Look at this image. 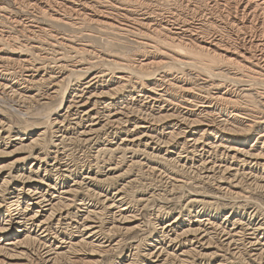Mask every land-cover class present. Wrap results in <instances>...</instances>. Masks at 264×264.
Wrapping results in <instances>:
<instances>
[{
    "label": "bare ground",
    "instance_id": "obj_1",
    "mask_svg": "<svg viewBox=\"0 0 264 264\" xmlns=\"http://www.w3.org/2000/svg\"><path fill=\"white\" fill-rule=\"evenodd\" d=\"M7 1V7L0 3V14L16 23L18 35L0 34V95L16 98L18 105L30 100L43 107L60 89L63 93L55 117L33 119L28 134L0 118V149L24 152L26 140L38 133L5 176L0 170V253L15 252L0 259L3 264H78L80 258L93 264L113 248V233L142 226L126 192L142 173L113 190L102 188L127 171L116 175L118 163L101 166L107 152L169 181L174 179L167 172L170 165L195 170L204 182L229 187L236 196L238 189L264 196V0H201L204 7L177 0L180 26L164 17L166 9L155 1ZM6 40L14 47L11 52L2 49ZM172 61L183 67L174 68ZM48 133L49 142L41 147L38 142ZM75 144L95 151L83 175L70 162ZM173 181L181 184L175 188L186 184ZM154 193L135 201L149 205ZM211 203L190 198L187 215L161 222L138 264H206L208 256L221 257L215 264H234L236 258L264 264L260 208L233 209L219 222L218 213L206 210ZM168 204L159 209L171 212ZM128 221L137 224L127 227ZM213 242L219 248L210 252ZM135 245L128 254L120 253L119 263H136ZM30 248L39 253L26 260ZM68 254L74 257L62 262Z\"/></svg>",
    "mask_w": 264,
    "mask_h": 264
},
{
    "label": "rangeland",
    "instance_id": "obj_2",
    "mask_svg": "<svg viewBox=\"0 0 264 264\" xmlns=\"http://www.w3.org/2000/svg\"><path fill=\"white\" fill-rule=\"evenodd\" d=\"M3 0H0V3L2 2ZM140 2H141V0H139ZM155 1V2H154ZM158 1V2H157ZM176 1V2H175ZM199 5H201L202 4V6L204 5V3L203 2H200L201 0H195ZM4 2H8L7 0H5V1H3L2 2V4L4 3ZM142 2H143V4H144V2H148V3H152V2H154V4H158V6L157 7H162V9H166V11L164 10V17H166L167 19L169 18V19H171V20H175L174 22H176V23H178L179 25H177V26H180V25H182V22L181 21H177V20H179V18H182L181 16H179V13L181 12L180 10H177V9H180V7L178 6V3H177V0H153V1H151V0H142ZM157 2V3H156ZM159 2H160V4L162 5H160L159 4ZM168 2V3H167ZM163 3H164V5H165V7H164V5H163ZM6 4V5H5ZM141 4V3H140ZM4 6H6L7 7V5H8V3H4L3 4ZM145 5V4H144ZM175 5H177V6H175ZM205 6V5H204ZM203 6V7H204ZM173 7V8H172ZM179 7V8H178ZM136 8L138 9V13L140 14V7H139V4H137L136 5ZM169 9V11H168V9ZM173 11H174V13H173ZM175 12L177 13V14H175ZM169 13V14H168ZM186 13V12H185ZM166 14H168V15H166ZM171 15H173V16H171ZM176 15V16H175ZM2 15L0 14V24H2L1 26H0V34L2 33V32H4V30L6 31H8L9 33H11L10 35H12L13 37H17V35H18V33H17V31H16V28H15V26L13 27V25H15L16 23H14V22H12V21H10L9 19L7 20V17L5 18V16H2L3 17V19H2V17H1ZM171 18H170V17ZM179 16V17H178ZM175 17V18H174ZM176 17H178V19H176ZM5 19H6V21H5ZM5 21V22H4ZM7 21H9V22H7ZM11 23H13V24H11ZM4 25V26H3ZM9 26L8 28L6 27V26ZM209 28V29H208ZM10 29V30H9ZM12 29V30H11ZM57 29H60L59 31H63L62 33H66L65 31H67V33H71L70 32V30H68V29H65V30H63V28H62V30H61V28H57ZM207 29L208 30H211V28L210 27H208L207 26ZM6 31V32H7ZM69 31V32H68ZM15 32V33H14ZM86 33V32H85ZM20 38V40L19 41H23V37H19ZM94 38V42H100L99 40H98V37H93ZM95 38H96V40H95ZM13 39H15V38H13ZM22 39V40H21ZM99 39H101V38H99ZM80 40V39H79ZM79 40H77L78 41V43H80V44H82V42L83 43H85L86 42V40H80L81 42H79ZM4 43H2V49H5L6 51H8V52H11L10 50H14L13 48L14 47H12L11 46V44H8V42H7V40L6 41H3ZM6 44H8V45H6ZM6 45V47H4ZM97 46H99V44H97ZM110 50V49H109ZM181 50V49H180ZM183 51H188V50H186V49H184ZM196 57H198V55H196ZM199 57H201L200 55H199ZM199 57H198V60H201V59H199ZM201 58H204L203 56L201 57ZM174 63V64H173ZM172 65L171 66H174V68H181V64L179 63V62H173L172 61V63H171ZM180 64V65H179ZM183 67V66H182ZM45 90V89H44ZM60 92H62L63 93V89H60ZM62 93H59L60 94V96H59V94H58V96H59V99H58V96L57 97H54V98H52V100L50 101V103H47L48 104V106H47V104L46 105H43V107H41L40 105H38L39 103L38 102H34V101H30V100H27V101H24L25 103H19L20 105H18V104H16V102H15V99L16 98H13L12 100H11V98L9 99L8 97H5V96H3L2 94L0 95V96H2V98L0 97V118L1 119H3L4 121H6L7 123L9 122L10 124H12V126L13 127H15L14 128V131H19L20 133H27L28 131H29V125H30V123L31 122H34V120L33 119H36V121L38 120V118H39V120L38 121H43V122H45L46 120H45V117L46 116H51L52 118H54L55 116H54V112L55 111H53V110H57L58 109V107L57 106H59V104H60V98H61V95H62ZM25 97V96H24ZM18 105V106H17ZM24 105V106H23ZM20 106V107H19ZM45 106V107H44ZM56 106V107H55ZM41 107V108H40ZM17 108V109H16ZM22 110H21V109ZM39 108V109H38ZM20 109V111H18ZM49 109V110H48ZM50 109H51V112H49L50 111ZM23 113V114H22ZM46 113V114H45ZM47 113L48 114H50L51 113V115H47ZM26 115V116H25ZM32 115V116H31ZM32 117H34V118H32ZM5 118V119H4ZM42 119V120H41ZM44 119V120H43ZM26 127V128H25ZM14 133V132H13ZM28 134V133H27ZM26 136V135H25ZM46 138H44L43 139V141H45V142H43V141H39L38 143H39V145H41V147H43V146H47V143L49 142V139H50V136H51V134L50 133H48V134H46ZM36 137H38V133H36V135H33L31 138H29V139H27L26 140V143L24 144V148L22 149V150H25L24 152H27V151H29L30 150V148L33 146V144H31L30 142L33 140V139H35ZM105 140H107V139H104L103 140V142L104 143H107ZM41 142V143H40ZM36 143V142H35ZM26 144H28L27 146H25ZM75 146H77L76 144L75 145H73L72 147H75ZM103 146V145H102ZM19 147V146H18ZM77 148V149H76ZM80 148V149H79ZM79 149V150H78ZM82 149V150H81ZM77 150V151H76ZM88 149H85L84 150V148H81V147H75L74 148V150H72L71 152H70V162L73 164V166H74V168L76 169V171L79 173V174H81V175H83L84 173H86V171L85 170H87L88 169V167H89V165L91 164V163H94V149H93V151H92V149H89L88 151H87ZM24 152H22L21 150H20V147H19V149H16L15 147H12V148H9V149H0V170H1V172H3L2 174V176H5L9 171H10V169L12 168V166L13 165H15L14 163L19 159V158H21V157H23L25 154H24ZM86 152V153H85ZM92 152V153H91ZM75 153V154H74ZM110 152H107V153H105V155H103L102 157H101V161L103 162H101V166H107V167H109L111 164H113V165H116V163H118V164H120V169L118 170H116L117 172H116V175L117 174H119V173H121V172H123L124 170H127L126 172H125V175H123L122 177H125V178H117V181H110L108 184L107 183H105V184H103V185H101L102 186V188H104V189H110V190H113L114 188H116L117 186H119V184L120 183H122L123 182V180L124 179H126L128 176H131L132 174H136V173H139V174H141L142 173V175H140V179L138 180V181H136L132 186H129V187H131L132 189H133V191H131L132 189L131 188H127L126 189V192H128L127 194H128V197L129 198H131V199H134V204H133V209L134 210H136V212L138 213V215H140V216H138V217H140L139 219H138V222H140L141 223V227L137 230H134V229H132L133 231H135V233L134 232H132V230L131 229H129L128 228V230H117L116 232H118V233H113V234H115L114 236L113 235H111V238H113L112 240H113V248H111V250L108 252V253H105V256L103 257L102 256V258H96V259H99V261H96L95 263L93 262V264H121V263H119L118 261L119 260H121L122 261V259H120V257H119V255H120V253L122 254V255H124V254H128V248L130 247V245L132 244H137V248H135V251H136V249H138L136 252V255H135V260L137 259V260H139L140 262H141V259H142V257H143V252L142 251H144V248L147 246V243L150 241V239L151 238H153L154 236H157V234L159 233V225H161L160 223L162 222H168V221H170V220H172L174 217H176V216H179L180 215V213H182V214H184V215H187L190 211H189V208H188V206H189V204L188 205H186L187 203H188V201H189V199L190 198H193V197H196V196H198V197H204V198H206V200H211V204H210V206H209V208H206V210H209V211H212L213 213H218L219 215H218V219H219V222H222L223 221V219H224V217L227 215V214H230V212H232V210L233 209H236V210H238V211H243V210H248L249 211V209H251L252 208V206H254V207H259L260 208V216H262L263 215V217H264V196H263V194H261V192L260 191H258V190H252V191H243L242 189H238L239 190V195L238 196H236L234 193H232L231 192V189H229V187H227V189H223L222 187H218L217 186V184H214V183H216L215 181H212V180H210V182L209 181H207L206 182V180H205V182H204V180L201 178L200 179V177H197V174H196V172H195V170H192V171H190V170H180V168H178V170H177V167L176 166H168V167H166L167 168V172H168V175H170V176H172L175 180H184L185 182H186V184H184L183 186H181V187H177V188H175V183L176 184H178V185H181L178 181L177 182H175V181H173V180H171V181H169V179H167L166 177H161V175L159 174V173H146V172H144V170L146 169L145 167H144V165H140V164H136V165H134V166H129V164L130 163H128L127 161H128V159L125 157V158H123L122 157V159L120 158L119 159V157L117 156V155H113V154H109ZM141 155L139 156V158H136L137 160L138 159H142V157H143V154L142 153H140ZM109 155V156H108ZM112 155V156H111ZM130 155V154H129ZM128 155V156H129ZM41 156H44L43 154H41ZM89 156H90V158H89ZM111 156V157H110ZM108 157V158H107ZM114 158V159H113ZM90 159V160H89ZM119 159V160H118ZM117 160V161H116ZM123 160V161H122ZM152 160V162L153 163H156L157 161L155 160L154 161V159H151ZM48 161L49 162H52L51 161V159H48ZM86 161V162H85ZM87 161H89V162H87ZM108 163H107V162ZM121 162V163H120ZM124 162V163H123ZM127 163H128V165H127ZM31 164H32V160L31 159H29L28 160V162L25 164V166L28 168V167H30L31 166ZM82 164V165H81ZM85 164V165H84ZM103 164V165H102ZM137 165H140V166H137ZM129 166V167H128ZM137 166V167H136ZM131 167V168H130ZM85 168V169H84ZM127 168H129V169H127ZM133 168H134V170H133ZM140 168V169H139ZM144 168V169H143ZM172 170H171V169ZM95 169H96V167H95ZM142 169V170H141ZM174 169V170H173ZM129 170H131L130 172H128ZM133 170V171H132ZM140 170L142 171V172H140ZM171 170V171H170ZM176 170H177V173H176ZM179 170H180V172H179ZM173 171V172H172ZM182 171V172H181ZM184 171H186V172H184ZM194 174H193V173ZM83 173V174H82ZM144 173V174H143ZM146 173V174H145ZM191 173V174H190ZM151 174H155V175H151ZM196 174V175H195ZM148 175V176H147ZM151 176L153 177L151 180H150V178H151ZM142 177V178H141ZM145 177V178H144ZM159 178V179H158ZM193 178H195V179H193ZM196 178H198L199 179V181H198V179H196ZM147 179H149V180H147ZM162 180V181H161ZM196 180V181H195ZM140 181V182H139ZM151 181V182H150ZM165 181V182H164ZM2 182V181H1ZM1 182H0V185H1ZM113 182V183H112ZM117 182V183H116ZM118 182H120V183H118ZM139 182V183H138ZM161 182V184H159ZM200 182V183H199ZM202 182V183H201ZM204 182V183H203ZM146 183V184H145ZM158 183V184H157ZM170 183V184H169ZM174 183V184H173ZM17 184L18 185H21V183L18 181L17 182ZM112 184H114V185H112ZM143 184H145V185H143ZM156 184V185H155ZM173 184V185H172ZM135 185V186H134ZM148 185V186H147ZM216 185V186H215ZM115 186V187H114ZM143 186V187H142ZM146 186V187H145ZM156 186V187H155ZM226 186V184H223V187H225ZM137 188V190H135L136 188ZM158 187V188H157ZM174 189H173V188ZM146 188V189H145ZM157 188V189H156ZM139 189V190H138ZM141 189V190H140ZM142 189H144V190H142ZM149 189V190H148ZM162 189V190H161ZM171 189V190H170ZM229 189V190H228ZM128 190V191H127ZM134 190L136 191V192H134ZM228 190V191H227ZM137 191H140V192H137ZM152 191V192H151ZM161 191V192H160ZM167 191H169V192H167ZM258 191V192H257ZM154 193V194H156V197L153 199V200H151L150 202H149V205L147 204L146 206L144 205V203L143 204H141V202H137V201H135V200H137V198L138 197H140L141 195H146V194H148V193ZM161 193V194H160ZM167 193H170V195L168 194L167 195ZM260 193V194H259ZM133 194V195H132ZM135 194V195H134ZM225 194V195H224ZM234 194V195H233ZM132 195V196H131ZM166 195V196H165ZM206 195V196H205ZM210 195V196H209ZM92 196H94V198L96 199V200H98L97 199V196L96 195H92ZM96 196V197H95ZM133 196H135V197H133ZM174 196H175V198H174ZM207 196H209V197H207ZM216 196V198H214ZM222 196V197H221ZM246 196H249V198H250V196H251V198L249 199H245V197ZM171 198L170 200H169V198ZM241 197V198H240ZM95 199H94V201H95ZM175 201H174V200ZM239 199V200H238ZM241 199V200H240ZM169 200V201H168ZM173 200V201H172ZM213 200V201H212ZM229 200H231V201H229ZM243 200H246L247 202H244ZM163 201H165L164 203H163ZM168 201V202H167ZM229 201V202H228ZM234 201V202H233ZM249 201H250V203H249ZM242 204H241V203ZM252 202V203H251ZM253 202H254V204H253ZM137 203V204H136ZM166 203H172V204H168V205H171V208H172V206H173V208L171 209V212H168L169 210H160L159 209V207L162 205L163 206V204L165 205ZM174 203V204H173ZM186 203V204H185ZM245 203H247V204H245ZM230 204V205H229ZM245 204V205H244ZM258 204V205H257ZM135 205V206H134ZM137 205V206H136ZM142 205H144L145 207H142ZM175 205H177V206H175ZM212 205V206H211ZM218 205V206H217ZM225 205V206H224ZM249 205V206H248ZM256 205V206H255ZM260 205V206H259ZM220 206V207H219ZM245 206H247V207H245ZM262 206V207H261ZM101 207H103V205H101ZM139 207V208H138ZM144 209H142V208ZM218 207V208H217ZM226 207V208H225ZM228 207V208H227ZM135 208H137V209H135ZM178 208V209H177ZM217 208V209H216ZM231 208V209H230ZM2 209H5V207H3ZM74 209V208H73ZM140 209V210H139ZM157 211H156V210ZM173 209H175V210H173ZM158 210H159V212H158ZM173 210V211H172ZM177 210V211H176ZM104 211H106L107 212V210H104ZM139 211V212H138ZM164 211H165V213H164ZM180 211V212H179ZM141 212V213H140ZM245 212V211H244ZM108 213V212H107ZM140 213V214H139ZM262 213V214H261ZM158 214V215H157ZM166 214V215H165ZM221 216V217H220ZM143 217V218H142ZM156 218V219H155ZM163 218V219H162ZM144 220V222H142ZM143 223V224H142ZM137 223H135L134 221H128L127 223H126V226L127 227H129V226H135ZM153 226V227H152ZM103 227H104V231H105V229H107L108 230V223H106V224H103ZM142 228V229H141ZM129 230H131V231H129ZM129 231V232H128ZM137 231L139 232V233H137ZM136 234V235H135ZM150 234V235H149ZM134 235V236H133ZM137 236V237H136ZM152 236V237H151ZM144 237V238H143ZM121 238V239H120ZM132 238H133V240H132ZM119 239L121 240V241H119ZM111 240V239H110ZM132 240V241H131ZM138 240V241H137ZM215 240V239H214ZM139 241H141L142 242V244H141V242L139 243ZM116 242V243H115ZM122 242V243H121ZM215 242V241H214ZM213 242V244H212V247L210 246V252H212V251H215L216 249H218L219 248V246H217V243H214ZM217 242V241H216ZM115 243V244H114ZM219 243V242H218ZM118 244L120 245V246H118ZM139 244V245H138ZM116 246H118V247H116ZM136 246V245H135ZM144 246V247H143ZM216 246V247H215ZM113 249V250H112ZM117 249H119L118 251H117ZM85 250H87L86 248H85ZM90 250V248H88V250L87 251H89ZM140 250V251H139ZM32 251H34L33 253H32ZM6 252H8V253H6ZM6 252H1L0 253V259H5V258H7L9 255H10V253H12L13 254V252L14 251H12V250H8V251H6ZM37 254H36V253ZM123 252V253H122ZM15 253V252H14ZM35 253V254H34ZM38 253H39V250H37V248H36V251L33 249V248H30V251H29V254H27L26 255V260L28 259H30V257H37V255H38ZM143 253V254H142ZM73 254V253H72ZM72 254H68V255H65L66 257H69V258H66L65 260H63L62 262H66V260H69V259H72L73 257H74V255H72ZM106 254H108V255H106ZM141 254V255H140ZM31 255V256H30ZM83 255H81V257H82ZM98 256V255H97ZM138 257V258H137ZM21 258H25V257H21ZM20 258V259H21ZM209 258V259H208ZM19 259V258H18ZM25 259H22V261H26ZM104 260V261H103ZM136 260V263L135 264H138L139 263V261H137ZM221 260V257H211V256H208L207 258H204V261H205V263L206 264H215L216 262H218V261H220ZM238 260V261H237ZM239 260H240V262H239ZM85 261H87V259H85L84 261L82 260L81 261V258H80V262H79V259L77 260V262H78V264L80 263V264H87ZM89 261V260H88ZM102 261V262H101ZM123 261H124V259H123ZM82 262V263H81ZM99 262V263H98ZM234 262V264H243V261L240 259V258H236L235 259V261H233ZM0 264H3L2 262H1V260H0ZM39 264H42V263H39ZM88 264H91V263H88Z\"/></svg>",
    "mask_w": 264,
    "mask_h": 264
}]
</instances>
